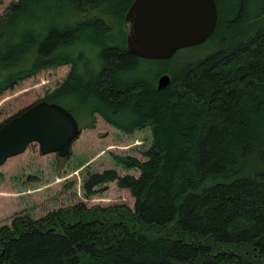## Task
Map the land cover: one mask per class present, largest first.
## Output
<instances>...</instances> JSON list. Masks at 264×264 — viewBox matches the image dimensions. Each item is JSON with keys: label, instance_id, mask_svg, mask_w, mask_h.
<instances>
[{"label": "trees", "instance_id": "obj_1", "mask_svg": "<svg viewBox=\"0 0 264 264\" xmlns=\"http://www.w3.org/2000/svg\"><path fill=\"white\" fill-rule=\"evenodd\" d=\"M132 1L14 0L0 15V99L68 65L36 102L78 121L100 114L126 132L150 126L153 137L145 160L117 157L139 176L107 168L84 180L86 197L116 182L134 209L79 203L18 215L0 224V264H264V0H241L230 21L217 0L215 32L190 47L214 50L179 66L178 51L148 60L128 50ZM91 8L99 15L87 17ZM143 63L162 67L150 76ZM166 72L171 83L158 89Z\"/></svg>", "mask_w": 264, "mask_h": 264}, {"label": "rangeland", "instance_id": "obj_2", "mask_svg": "<svg viewBox=\"0 0 264 264\" xmlns=\"http://www.w3.org/2000/svg\"><path fill=\"white\" fill-rule=\"evenodd\" d=\"M12 1L14 0H0V15ZM240 2L241 0H221L229 21L236 14L235 11L231 15L233 7L237 8ZM92 15H99V12L91 8L86 16ZM108 20L111 23L115 21ZM113 25L115 28L121 27L118 22ZM215 46L213 42L199 49H180L174 63L179 66L186 62L185 60L206 55L213 51ZM141 67L146 68L150 76H156L162 64L143 63ZM69 69L66 65L43 71L21 83L13 91L7 92L0 99V123L19 109L44 97L47 91L53 90L66 78ZM161 75L158 76L157 82ZM122 116L128 117L125 113ZM79 123L82 132L73 142L69 157L62 158L56 153L43 154L39 143L32 142L23 153L10 157L0 166L1 225H10L18 215L39 218L52 210L79 203L88 207L123 203L134 209L135 198L129 190L119 188L116 182L109 183L108 188L91 197H86L83 184L89 173L102 172L107 168H115L121 175L139 176L138 169L124 168L117 157L130 155L145 160L144 152L153 142L151 127L145 126L133 132H126L107 122L100 114H96L94 119L81 116Z\"/></svg>", "mask_w": 264, "mask_h": 264}, {"label": "water", "instance_id": "obj_3", "mask_svg": "<svg viewBox=\"0 0 264 264\" xmlns=\"http://www.w3.org/2000/svg\"><path fill=\"white\" fill-rule=\"evenodd\" d=\"M219 20L216 0H134L125 15L127 48L148 60L169 59L180 49L206 42ZM170 73L162 74L158 89L166 88ZM82 128L66 107L38 101L0 125V166L37 142L43 154L69 157Z\"/></svg>", "mask_w": 264, "mask_h": 264}, {"label": "flooded vegetation", "instance_id": "obj_4", "mask_svg": "<svg viewBox=\"0 0 264 264\" xmlns=\"http://www.w3.org/2000/svg\"><path fill=\"white\" fill-rule=\"evenodd\" d=\"M133 1H134V0H133ZM133 1H132V2H133ZM216 1H217V0H216ZM130 6H131V5H130Z\"/></svg>", "mask_w": 264, "mask_h": 264}]
</instances>
